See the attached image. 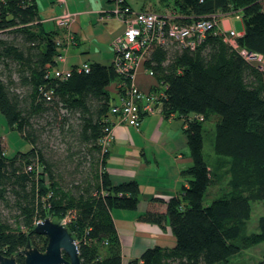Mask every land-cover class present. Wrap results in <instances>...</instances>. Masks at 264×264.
Returning <instances> with one entry per match:
<instances>
[{"label": "trees", "instance_id": "16d2710c", "mask_svg": "<svg viewBox=\"0 0 264 264\" xmlns=\"http://www.w3.org/2000/svg\"><path fill=\"white\" fill-rule=\"evenodd\" d=\"M173 5L181 25L238 13L243 34L235 39L237 47L264 57V0ZM218 31L217 24L193 49L167 42L144 57V68L164 87L161 112L184 120L192 164L182 172L187 186L164 199L165 212L147 208L138 217L167 223L174 246L148 248L128 264H216L264 242V215L257 233L243 234L250 201L264 202V70L244 60ZM2 34L12 37H0V114L28 149L8 156L0 138V254L23 264L18 251L27 242L41 252L47 244L45 236L33 233L36 222L68 217L65 227L77 242L81 264H122L111 211L135 210L139 187L136 181L111 182L105 172L108 149L100 144L111 126L114 99L108 88L121 79L112 64L98 63L88 64L87 72L70 68L66 80L46 77L57 67L58 32L42 29L34 0H0ZM48 90L50 100L44 96ZM212 117V149L228 159L232 189L204 205L207 188L218 180L202 154L204 123ZM56 138L66 145L63 155L52 149ZM161 202L155 198L149 205ZM256 264H264V252Z\"/></svg>", "mask_w": 264, "mask_h": 264}, {"label": "crops", "instance_id": "0c3cea01", "mask_svg": "<svg viewBox=\"0 0 264 264\" xmlns=\"http://www.w3.org/2000/svg\"><path fill=\"white\" fill-rule=\"evenodd\" d=\"M134 11H149L164 14L174 8V0H124ZM38 22L45 31H57L56 38L64 37L53 18L61 12L71 13L73 20L65 30L72 35V42L59 49L64 60L57 68L70 69L83 63L112 64L114 52L112 41L121 35L123 25L115 17L113 0H65L59 5L56 0H34ZM176 13V12H175ZM232 15H220L218 28L235 32L239 25ZM53 27L46 29V26ZM243 34V28L235 32ZM135 84L148 91L155 80L145 71L143 63L135 74ZM113 103L116 102L114 83L109 86ZM110 138L105 172L114 184L136 181L139 187V202L135 210L111 211L114 226L121 244L122 264L138 259L152 247L172 248L175 239L167 223L162 226L138 220L147 208L165 212L166 203L178 196L187 186L182 174L191 166L183 118L176 114L168 116L156 108L153 114L145 115L138 127L129 126L111 115ZM163 198V202L149 205V201ZM165 199V200H164ZM167 202V201H165Z\"/></svg>", "mask_w": 264, "mask_h": 264}, {"label": "built area", "instance_id": "2783aa9c", "mask_svg": "<svg viewBox=\"0 0 264 264\" xmlns=\"http://www.w3.org/2000/svg\"><path fill=\"white\" fill-rule=\"evenodd\" d=\"M113 1L115 3L114 17L122 23L123 31L111 43L114 52L112 65L121 81L118 84L114 83L117 99L112 104L110 113L119 118L121 122L129 126L138 127L145 115L153 114L158 107L161 111V99L164 97L162 91L164 87L162 85L160 87L154 83L150 90L142 91L135 84V74L149 50L152 47L164 46L167 42H175L178 46L193 49L202 41L206 32L217 26L220 15L200 17L191 24L181 25L174 21V18L177 17L174 11L164 14L134 11L124 0ZM56 2L62 5L65 0H56ZM229 15L240 19L238 13L224 16ZM72 20V14L66 11L53 18L54 24L64 31L63 38L55 39V46L58 49L62 48L65 42L67 44L72 42V35L65 31ZM218 32L223 37V40L236 49L244 60L254 63L261 70H264V57L261 54L237 47L235 39L239 37L238 34L224 28L219 29ZM55 60L59 63L64 58L62 54H59ZM75 69L78 72H87L89 66L88 63H83L76 66ZM145 71H148L149 75L152 76L149 70L145 69ZM70 75L71 69L64 70L55 67L46 74V77L66 80ZM51 94V90L46 91L44 93L45 99L50 100ZM196 119L201 120L202 118L196 117ZM106 131L107 133L100 140V144L103 147L108 146L110 127ZM68 220V217H65L60 222L65 226Z\"/></svg>", "mask_w": 264, "mask_h": 264}, {"label": "rangeland", "instance_id": "374dc122", "mask_svg": "<svg viewBox=\"0 0 264 264\" xmlns=\"http://www.w3.org/2000/svg\"><path fill=\"white\" fill-rule=\"evenodd\" d=\"M232 18V17H230ZM234 21V18H232ZM238 23L239 29L235 28V32L242 29V21H235ZM53 27L46 26V29ZM1 38L10 39L11 34H2ZM0 69L2 70V76L4 77V71L2 65L0 64ZM110 95L112 96V91L108 89ZM215 118L212 117L210 120L204 123V133H203V149L202 154L209 168L216 173L217 182L215 185L209 186L203 198V204L208 205L210 202L219 197L222 192L232 189V186L228 185L229 180L232 176V168L228 159L223 157H218L214 154L212 149V141L214 134ZM0 138L5 148V152L8 156L14 155L17 151H26L28 149L27 144L21 138L16 130L10 129L6 123V120L2 114H0ZM53 144V150L57 153L66 152V145L63 144L59 139H53L51 141ZM79 175L76 176L78 178ZM82 177V174H81ZM68 180V178H67ZM4 217L8 218L9 223H11L12 217L11 212L2 211ZM264 215V202L256 199L250 201V217L248 221L244 223L243 234H251L258 232V222L260 218ZM77 243V242H76ZM264 252V242L253 246H244L237 253L228 258L225 262H219L216 264H256L262 260V255Z\"/></svg>", "mask_w": 264, "mask_h": 264}, {"label": "water", "instance_id": "95a60500", "mask_svg": "<svg viewBox=\"0 0 264 264\" xmlns=\"http://www.w3.org/2000/svg\"><path fill=\"white\" fill-rule=\"evenodd\" d=\"M32 231L45 236L47 244L41 252L27 242L18 251V255L23 258V264H81L76 242L60 221L45 218L37 222ZM0 264L18 263L13 256L5 257L0 254Z\"/></svg>", "mask_w": 264, "mask_h": 264}, {"label": "flooded vegetation", "instance_id": "af4514ba", "mask_svg": "<svg viewBox=\"0 0 264 264\" xmlns=\"http://www.w3.org/2000/svg\"><path fill=\"white\" fill-rule=\"evenodd\" d=\"M65 259H67V257L66 256H63Z\"/></svg>", "mask_w": 264, "mask_h": 264}]
</instances>
